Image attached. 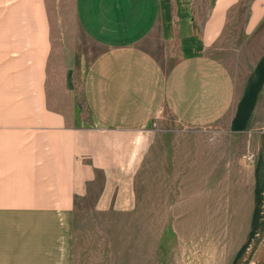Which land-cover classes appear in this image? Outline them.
Returning a JSON list of instances; mask_svg holds the SVG:
<instances>
[{
    "label": "crops",
    "instance_id": "obj_1",
    "mask_svg": "<svg viewBox=\"0 0 264 264\" xmlns=\"http://www.w3.org/2000/svg\"><path fill=\"white\" fill-rule=\"evenodd\" d=\"M77 33L100 45L81 74ZM163 113L251 137L233 264H264V0H0V264H73L95 186L94 209L135 210Z\"/></svg>",
    "mask_w": 264,
    "mask_h": 264
},
{
    "label": "rangeland",
    "instance_id": "obj_2",
    "mask_svg": "<svg viewBox=\"0 0 264 264\" xmlns=\"http://www.w3.org/2000/svg\"><path fill=\"white\" fill-rule=\"evenodd\" d=\"M99 50L76 34L68 53L78 74ZM152 128L157 137L136 177L135 210L94 209L96 186L77 202L73 264H233L250 218L253 140L184 127L168 113Z\"/></svg>",
    "mask_w": 264,
    "mask_h": 264
}]
</instances>
